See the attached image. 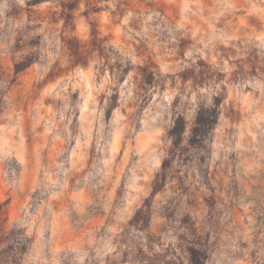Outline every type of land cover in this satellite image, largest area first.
Segmentation results:
<instances>
[{"label": "clouds", "instance_id": "obj_1", "mask_svg": "<svg viewBox=\"0 0 264 264\" xmlns=\"http://www.w3.org/2000/svg\"><path fill=\"white\" fill-rule=\"evenodd\" d=\"M0 264H264V0H0Z\"/></svg>", "mask_w": 264, "mask_h": 264}]
</instances>
